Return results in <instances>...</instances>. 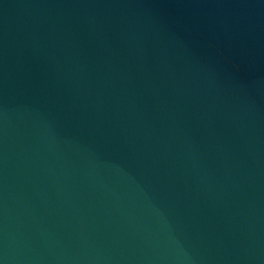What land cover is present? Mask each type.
Instances as JSON below:
<instances>
[{
  "label": "water",
  "instance_id": "95a60500",
  "mask_svg": "<svg viewBox=\"0 0 264 264\" xmlns=\"http://www.w3.org/2000/svg\"><path fill=\"white\" fill-rule=\"evenodd\" d=\"M0 264H264V0H0Z\"/></svg>",
  "mask_w": 264,
  "mask_h": 264
}]
</instances>
